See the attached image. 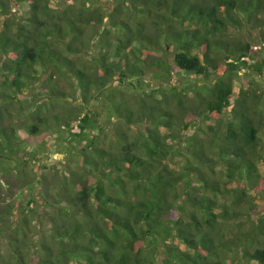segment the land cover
Returning a JSON list of instances; mask_svg holds the SVG:
<instances>
[{
    "label": "trees",
    "instance_id": "16d2710c",
    "mask_svg": "<svg viewBox=\"0 0 264 264\" xmlns=\"http://www.w3.org/2000/svg\"><path fill=\"white\" fill-rule=\"evenodd\" d=\"M255 45L264 0H0L7 264H264Z\"/></svg>",
    "mask_w": 264,
    "mask_h": 264
},
{
    "label": "rangeland",
    "instance_id": "374dc122",
    "mask_svg": "<svg viewBox=\"0 0 264 264\" xmlns=\"http://www.w3.org/2000/svg\"><path fill=\"white\" fill-rule=\"evenodd\" d=\"M105 2V1H104ZM254 35V34H253ZM259 46L260 45H255V47L257 48V50H259ZM259 52V56H261V55H263L264 54V46L262 47L261 46V51L259 50L258 51ZM242 74V73H241ZM262 78H264V71H263V74H262ZM145 80H147L146 78H145ZM213 81H214V78H213ZM172 83L173 84H178V83H180V82H178L176 79H173L172 80ZM62 88L64 89V90H67V88L66 87H64V86H62ZM44 90L43 89H41V90H39V92H43ZM133 92L134 93H136V95H140V89L139 88H137L136 90H133ZM237 92V91H236ZM236 92H235V94H236ZM232 98V100H233V97H231ZM137 107V106H136ZM93 109L94 110H97V113H99L97 116H96V120H97V123H98V126H101L102 127V129H104V131H103V133H99V131L98 130H95L94 131V133L95 134H100V137H102V139L105 137V135L106 134H110V135H112L114 132H113V128L111 127V125H109L108 123H106V121H107V119H108V117H109V114H108V112L105 110V109H103L102 108V105H93ZM144 110H146V109H144ZM141 112L138 114V115H141L142 114V111L143 110H140ZM226 111H228V110H226ZM139 112V110L136 108L135 109V114H137ZM127 117V116H126ZM223 119H225V117H222ZM221 118V119H222ZM136 120H137V117H136ZM196 124V123H195ZM208 124L210 125V126H212V127H214L215 125H216V121L215 120H210L209 122H208ZM75 130V132H78V129H74ZM194 134H199V135H201L200 133H198L197 132V130H196V128L194 127V128H192V129H190L189 130V132L188 133H186L185 135H184V137H189V136H193ZM104 139H106V138H104ZM50 158L51 159H48L47 161H43L42 163H44L48 168H54L53 166H52V164L53 165H55V168H58V169H60L61 168V165H60V160L62 159V156H60V155H52V156H50ZM41 163V162H40ZM39 166H40V168H41V164H39ZM50 171H51V169H50ZM50 171H48L49 173H50ZM260 171H261V174L264 176V168H262V167H260ZM47 171L45 172L46 174L48 173ZM0 186L2 187L3 186V188H5L6 189V185H5V183H4V180H2L1 181V177H0ZM0 187V188H1ZM10 195V194H9ZM16 195H17V193L15 192V190H13L12 191V193H11V197H16ZM9 200V196H7L5 193H2V191H1V189H0V209L4 206V205H6V202ZM15 214V213H14ZM12 222H15V219L13 218L12 219ZM2 224V221L0 220V225ZM5 230V229H4ZM7 230H5V232H6ZM5 235H7V234H5ZM3 236L4 235H2V236H0V264H4V263H9V262H13L12 260H11V258L9 257V255H8V253H9V250H10V246L7 244V241L3 238ZM8 256V257H7ZM8 259V260H7ZM14 263V262H13ZM239 264V263H238ZM245 264H256L255 262H250V263H245Z\"/></svg>",
    "mask_w": 264,
    "mask_h": 264
},
{
    "label": "built area",
    "instance_id": "2783aa9c",
    "mask_svg": "<svg viewBox=\"0 0 264 264\" xmlns=\"http://www.w3.org/2000/svg\"><path fill=\"white\" fill-rule=\"evenodd\" d=\"M254 49H256V47Z\"/></svg>",
    "mask_w": 264,
    "mask_h": 264
}]
</instances>
